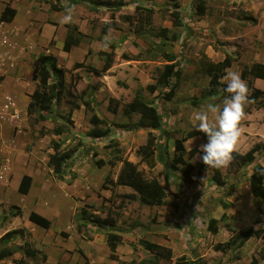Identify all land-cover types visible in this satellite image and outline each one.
Instances as JSON below:
<instances>
[{
	"label": "rangeland",
	"instance_id": "rangeland-1",
	"mask_svg": "<svg viewBox=\"0 0 264 264\" xmlns=\"http://www.w3.org/2000/svg\"><path fill=\"white\" fill-rule=\"evenodd\" d=\"M121 1L125 5L116 8ZM203 1L206 15L198 18L196 0H179L182 25L174 27L175 9L166 0H11L16 18L12 23L0 22V239L15 229L24 230V235L0 242V251L14 252L0 259V264H174L181 257L198 264H252L254 260L264 264L262 239L251 238L228 251L216 250L234 232L251 227L264 232V200L256 199L250 188L256 166H264V151L239 171H233L231 165L222 169L223 187L214 183L211 170L186 179L180 171L170 173L161 162L149 169L138 154L153 133L159 139L158 147L172 159L175 140L195 130L194 114L212 96L210 79L201 66L204 57L217 63L229 54L234 61L228 70L240 74L255 63H264V0ZM67 7L73 9L70 24L61 22ZM141 13L144 17L150 14L151 19L150 28L140 36L136 32L144 22L140 24ZM68 26L83 35L82 43L69 53L63 50ZM162 29H168L169 36L177 33L179 40L161 46L155 35ZM112 53L110 70L96 75L94 71H101ZM42 55L56 57L65 71V87L48 120L36 122L28 116L27 107L37 87L32 80L35 62ZM124 55L131 59L127 61ZM167 56L175 61L169 62ZM170 63H176L181 75L170 79L176 93L168 101L165 95L170 87L158 86L153 94L148 87L157 84ZM243 80L254 84L249 76ZM139 97L157 107L165 136L156 130H128L140 115L125 114L123 106ZM110 98L119 102L116 114L108 110ZM87 101L102 124L91 121L93 113L84 106ZM262 103L264 98L246 107L247 120L241 121L242 134L235 151L245 154L264 143ZM258 113L261 125L254 128L253 139L247 134V121ZM58 127H65V133L55 135ZM96 127L106 135L92 137ZM41 129L46 131L43 138L39 137ZM52 141L61 144V152L76 149L63 180L48 166L54 153ZM206 143L202 136L184 143L185 159L197 169L201 154L191 156L189 151H200ZM123 159L159 180L168 205L147 207L125 200L120 195L134 193L126 187L102 189L107 176L116 180ZM23 175L33 178L28 195L18 192ZM13 205L20 207L22 214L4 221ZM83 209L87 220H82ZM33 211L50 219L51 228L31 223L28 217ZM107 216L117 221L116 231L123 237L117 261L110 259L106 242L110 229L94 223ZM212 219L218 221L215 235L208 230ZM147 238L164 243L172 250V258L162 261L145 251L139 241ZM26 249L35 251V256H27Z\"/></svg>",
	"mask_w": 264,
	"mask_h": 264
},
{
	"label": "trees",
	"instance_id": "trees-1",
	"mask_svg": "<svg viewBox=\"0 0 264 264\" xmlns=\"http://www.w3.org/2000/svg\"><path fill=\"white\" fill-rule=\"evenodd\" d=\"M58 3L60 0H56ZM170 2L175 9L173 12V16L175 21L173 23L174 27H179L182 25L181 17H180V3L179 0H166ZM198 4L196 7V15L198 18H201L206 15V7L205 2L203 0H196ZM125 3L123 1L117 3L116 8H120L124 6ZM145 14V13H144ZM17 10L11 6V4H7L0 15V22L2 23H12L16 18ZM146 17L141 13L140 16V28L137 30L136 35H140L150 28V14H145ZM108 32V28H106V33ZM157 38L161 41V46H165L166 42L177 41L180 36L177 33H173L169 36L168 29H162L161 33L156 34ZM83 35L78 33L77 30L72 27H67V33L64 40L63 50L67 53L71 51L73 47H78L82 43ZM153 42V41H152ZM151 44H156L152 43ZM160 45V44H159ZM158 47V45H157ZM113 53L107 55L106 60L104 61V67L101 71H94L96 75L101 76L106 74L111 68V61L113 59ZM124 58L128 61V55H124ZM169 62H174L175 59L173 56L166 57ZM233 57L229 54L226 55L225 59L220 62H212L210 59L204 57V60L201 63L203 73L209 77V85H210V95H215L218 89L224 88L226 85L221 83V77L225 74V70L231 68L233 64ZM43 67V68H42ZM181 75V71L176 69V63H170L165 65L164 70L159 76L158 82L156 85H150L148 87L149 91L153 94L158 90V86L171 88L169 93L165 95V100H172L176 93V85L171 87L170 79L179 78ZM247 76L252 79H263L264 80V63H255L251 67L246 68L241 73V77L245 79ZM55 80L52 82V79ZM32 80L37 82V87L33 91L31 95V100L27 107V114L30 117H34L36 122H46L48 120V115L52 111L54 104L59 103L62 99L64 87H65V71L57 64V59L54 55H42L35 62V70L32 75ZM249 88V99L253 101V103H257L259 100L264 98V90H261L254 86L251 80L248 81L247 84ZM97 90V88L95 87ZM144 98V97H143ZM142 97L131 101L130 103L123 106V112L125 114L131 115L133 113H139L140 120L133 126L129 127V131L139 130V129H149L160 131L161 137L165 136V129L161 123V115L158 113L157 107L151 103L144 100ZM84 106L87 111L92 112L93 116L91 121L94 122L95 125H100L103 123L97 115L94 114V108L92 107L91 101H87L84 103ZM119 102L114 99H109L108 110L113 114H116L119 110ZM262 107L264 108V103H262ZM75 109H79L80 106L75 105ZM96 127L91 136L98 138L106 135L102 129H97ZM65 127H58L54 129V134L60 136L65 133ZM46 136V131L41 129L39 137L43 138ZM202 136L204 139L206 135L199 131L193 130L187 133V135L181 139L175 140V156L172 159H169L167 156V152L162 147H158V137L153 135V133L149 134V139L147 143L139 148L138 154L141 155V160L145 163L149 169H154L157 165V162H161L163 166L170 171V173L180 171V173L186 178L190 179L192 175L200 176L202 171L207 170L206 165L201 162L200 168L197 169L192 163L188 162L185 159V155L187 153L186 147L184 143L192 138ZM51 146L54 150V153L49 156L48 166L52 168L55 177L59 180H63L66 173V168L69 167V163L72 160L75 154V148L61 152V144L59 142L52 141ZM264 151V143H259L255 145L250 151L245 154L234 151L233 160L231 162V168L233 171H239L241 168L251 165L256 160V154L258 152ZM190 155L193 156L195 154L202 153L198 149H192L189 151ZM97 156V154H95ZM122 166L117 175L116 180L107 176L102 185V189H108L115 187H129L134 193H127L124 195H120L121 198L128 201H139L141 205L147 207L154 206H163L168 205L166 198L167 192L164 190L163 186L159 182L157 178H149L146 174L139 170L138 165L127 160H120ZM264 168L262 165H257L253 175L250 178V188L252 195L259 200H264V175L258 174L259 170ZM212 171L213 176L212 180L218 186H225L226 182L222 175V169H209ZM33 182V178L30 175H23L20 184L18 185V192L22 195H28L31 189ZM110 186V187H108ZM22 214V210L20 207L13 205L10 207V212L8 215H5L3 220L7 221L9 218L18 217ZM82 220H87V211H81ZM28 220L40 226L46 230L50 229L52 226V221L45 216L37 213L31 212L29 214ZM96 226L100 228H107L110 231L106 234V242L110 249V259L118 260V256L116 255V251L118 246L122 243L123 237L116 231L117 221L111 216H107L105 218H96L94 220ZM218 221L216 219H212L209 222L208 230L213 234L218 233ZM1 226V221H0ZM83 225H80L79 230ZM63 236H68L66 233H61ZM18 235H24V230L15 229L7 232L1 239L0 242L8 243L13 240ZM251 238L262 239L264 243V232L263 230H255L253 227L241 230L239 232H234L230 239L220 244L216 247V250L219 251H228L233 247H242L245 242ZM140 246L147 251L148 253L154 255L156 258L162 260H170L173 256V252L170 248L165 247L163 245H159L157 243L151 242L147 239H141L139 241ZM14 252L7 249H2L0 251V259H5L13 256ZM26 254L29 257L35 256V251H31L30 249H26ZM264 256V252H263ZM63 264V263H58ZM174 264H198L189 261L185 257H181L176 260ZM252 264H257V261L254 260Z\"/></svg>",
	"mask_w": 264,
	"mask_h": 264
},
{
	"label": "clouds",
	"instance_id": "clouds-1",
	"mask_svg": "<svg viewBox=\"0 0 264 264\" xmlns=\"http://www.w3.org/2000/svg\"><path fill=\"white\" fill-rule=\"evenodd\" d=\"M72 20L73 9L67 7L61 22L70 24ZM221 83L226 86L218 89V94L210 96L194 114V129L207 138V143L200 148L202 155L199 157L207 170L229 167L241 138L245 109L253 103L249 99V88L239 72L226 69ZM258 174L264 175V168Z\"/></svg>",
	"mask_w": 264,
	"mask_h": 264
},
{
	"label": "crops",
	"instance_id": "crops-1",
	"mask_svg": "<svg viewBox=\"0 0 264 264\" xmlns=\"http://www.w3.org/2000/svg\"><path fill=\"white\" fill-rule=\"evenodd\" d=\"M0 2H3V7L0 9V15H1V13H2V11L4 10V8H5V6L7 5V4H10L11 3V0H9V1H3V0H0ZM7 2H9V3H7ZM13 6V5H12ZM15 8V7H14ZM254 86L255 87H257V88H259V89H261V90H264V80L263 79H254ZM263 108V107H262ZM259 114L260 113H258V115H254V116H251L250 118L252 119V121H247L249 124H248V126L246 127V128H248V132L249 133H247L249 136H252L253 137V139L255 138V136L256 135H254V128H256L258 125H261V118H259ZM245 119V118H244ZM245 120H247V119H245ZM243 122V121H242ZM241 127H243L242 126V124H241ZM264 128V127H263ZM247 134H246V136H247ZM126 188H128V189H131V188H129V187H126ZM39 214H41V213H39ZM41 215H43V214H41ZM44 216V215H43ZM34 225H36V224H34ZM37 226V225H36ZM44 229V228H43ZM147 240H150L151 242H154V243H157V244H159V245H162V243H160V242H157L156 240H154V239H151V238H147ZM163 245H165L164 243H163ZM119 247H120V245L118 246V248H117V250L119 249ZM162 261H164V259H162ZM50 262V261H49ZM50 264V263H49ZM58 264V263H57Z\"/></svg>",
	"mask_w": 264,
	"mask_h": 264
}]
</instances>
